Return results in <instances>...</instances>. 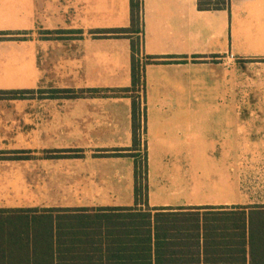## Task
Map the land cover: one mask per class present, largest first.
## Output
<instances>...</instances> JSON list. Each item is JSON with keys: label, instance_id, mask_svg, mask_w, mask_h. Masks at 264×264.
<instances>
[{"label": "crops", "instance_id": "crops-1", "mask_svg": "<svg viewBox=\"0 0 264 264\" xmlns=\"http://www.w3.org/2000/svg\"><path fill=\"white\" fill-rule=\"evenodd\" d=\"M108 1L0 0V32L6 33L0 34V91L23 92L0 98V208L133 205L132 192L119 202L90 204L92 185L100 186L89 170L95 165L120 183L119 190L132 191L133 158L127 156L132 98L130 92L111 95V90L132 88L131 46L138 35L119 32L130 24L129 0L123 21L115 0ZM141 1L140 56L156 57L143 68L139 100L147 160L197 161L193 172L178 166L162 179L175 192L184 191L183 183H195L190 174L196 180L202 176L200 161H211L220 184L232 183L236 146L245 148L253 138L264 137V115L242 114L264 112V104L234 103L236 72L264 62V0H229L219 10H199L197 0ZM92 89L107 94L92 95ZM20 101L43 102L36 103V148L9 147L10 136H24L13 129L22 122L13 113L22 107L10 104ZM170 138L177 144L169 145ZM29 154V159L14 158ZM27 162H36L41 203H10L9 166ZM75 164L80 171H73ZM120 165L124 170L117 169ZM42 168L48 171L41 175ZM237 192L235 201L174 205L154 204L147 193V205L184 212L205 206L264 207L242 188Z\"/></svg>", "mask_w": 264, "mask_h": 264}, {"label": "trees", "instance_id": "trees-1", "mask_svg": "<svg viewBox=\"0 0 264 264\" xmlns=\"http://www.w3.org/2000/svg\"><path fill=\"white\" fill-rule=\"evenodd\" d=\"M228 4L229 0H197L199 10L224 9ZM141 5V0H129V27L119 29L138 35L131 46L132 88L111 90V95L130 92L132 98L127 156L133 158V205L0 208V264H264L263 206H205L184 212L147 205L148 160L139 100L143 68L156 57L140 56ZM90 91L100 95L105 90ZM19 94L23 92L0 91V98Z\"/></svg>", "mask_w": 264, "mask_h": 264}, {"label": "rangeland", "instance_id": "rangeland-1", "mask_svg": "<svg viewBox=\"0 0 264 264\" xmlns=\"http://www.w3.org/2000/svg\"><path fill=\"white\" fill-rule=\"evenodd\" d=\"M107 2H110L107 0ZM111 3V2H110ZM128 0H115L114 9L120 10L122 13L121 19L123 21V12L127 6ZM112 8H110L111 10ZM109 10V11H110ZM105 15H107V10ZM237 82L234 84V103H246V104H264V62L259 64H250L249 68H244L242 71L236 72ZM36 103H43L39 101H20L11 102L10 104L21 105L20 112L13 113L19 115L21 123L16 127L13 125V129H18L19 132H24V136L19 138H13L10 136L9 147H23V148H36ZM250 115L252 117L264 115L261 113H242ZM15 123V122H14ZM169 145H176V141L173 138L168 139ZM240 142V141H239ZM184 143L181 139L180 144ZM192 143H185L190 146ZM239 152L237 159L232 161V173H230V181L227 185L220 184L215 175H212L211 161H200L202 165V176L194 178L193 174H190L193 183H183L185 189L180 192H175L167 189L165 185H162V179H167L170 173L175 172L178 166L188 171L193 172V165L197 161L192 159H166L160 160L152 156L148 160L149 180L147 181L148 196L150 202L154 204H162L167 202L168 204H180L184 202H209L218 203L225 201H235L238 199L239 193L237 187L242 188L245 193L252 196L255 201H264V156H255V154L264 153V137L260 139L253 138L249 141L247 147H242L240 144L236 146ZM249 154V158L245 159L244 154ZM133 164V161H132ZM73 171L79 170V164H75L72 167ZM119 170H124V166L117 167ZM43 170L48 171L47 168L41 169V175ZM90 172L94 174L93 179H97L100 186L93 184L89 192L91 200L90 204H102L110 201H122L126 197L130 196L132 192L133 197V165H132V191L123 192L119 190V182H115L113 177L104 176L101 172L102 168L98 165L90 167ZM39 173V170H38ZM123 175V174H122ZM92 176L90 179H92ZM8 185L9 193L8 200L10 203L22 204V203H41L36 193V162H27L25 164L10 165L8 172ZM200 179V180H199ZM199 180V181H198ZM197 181V182H196ZM169 186V185H168ZM182 187V188H183Z\"/></svg>", "mask_w": 264, "mask_h": 264}, {"label": "built area", "instance_id": "built-area-1", "mask_svg": "<svg viewBox=\"0 0 264 264\" xmlns=\"http://www.w3.org/2000/svg\"><path fill=\"white\" fill-rule=\"evenodd\" d=\"M229 58H233L232 54H229Z\"/></svg>", "mask_w": 264, "mask_h": 264}]
</instances>
